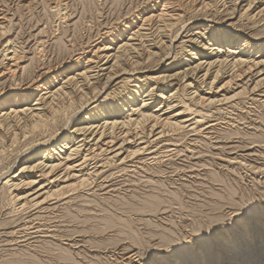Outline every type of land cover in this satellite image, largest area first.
I'll list each match as a JSON object with an SVG mask.
<instances>
[{"label": "bare ground", "instance_id": "1", "mask_svg": "<svg viewBox=\"0 0 264 264\" xmlns=\"http://www.w3.org/2000/svg\"><path fill=\"white\" fill-rule=\"evenodd\" d=\"M263 24L264 0H148L43 79L0 92V162L11 155L0 178L10 213L26 218L12 241L44 231L30 211L105 187V172L122 164L156 163L174 149L167 136L206 133L216 123L193 107L226 113L262 96L264 33L250 32ZM4 59L0 76L15 72L17 49Z\"/></svg>", "mask_w": 264, "mask_h": 264}, {"label": "rangeland", "instance_id": "2", "mask_svg": "<svg viewBox=\"0 0 264 264\" xmlns=\"http://www.w3.org/2000/svg\"><path fill=\"white\" fill-rule=\"evenodd\" d=\"M146 1L0 0V65L10 47L18 52L15 72L0 76V92L43 79ZM244 22L240 27H251ZM256 29L250 33H264V24ZM258 96L226 113L193 107L216 124L206 133L167 136L162 143L175 144L168 154L108 170L107 181L111 172L116 177L105 187L30 211L44 231L28 241H12L26 218L10 213L0 178V264H134L130 255L140 264H214L227 255L230 264L234 253L237 264H264L253 252L264 237V94Z\"/></svg>", "mask_w": 264, "mask_h": 264}, {"label": "snow or ice", "instance_id": "3", "mask_svg": "<svg viewBox=\"0 0 264 264\" xmlns=\"http://www.w3.org/2000/svg\"><path fill=\"white\" fill-rule=\"evenodd\" d=\"M256 207V205H251L249 207H245L242 209V213L243 215H237L235 217V219L232 221L231 225H229V227H233L236 225L237 221L241 220L244 218V216H246L249 212H251L254 208ZM214 231H216V229H214Z\"/></svg>", "mask_w": 264, "mask_h": 264}]
</instances>
